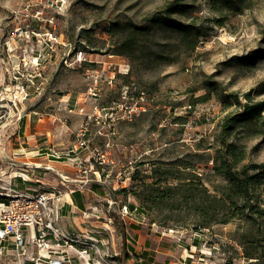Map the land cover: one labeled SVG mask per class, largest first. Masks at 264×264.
<instances>
[{"label":"rangeland","instance_id":"374dc122","mask_svg":"<svg viewBox=\"0 0 264 264\" xmlns=\"http://www.w3.org/2000/svg\"><path fill=\"white\" fill-rule=\"evenodd\" d=\"M248 102H264V0H0V195L83 193L107 264H139L125 228L163 237L173 264H264V113L223 130ZM221 138L254 178L239 211L207 196L233 194ZM36 252L9 241L0 264Z\"/></svg>","mask_w":264,"mask_h":264},{"label":"built area","instance_id":"2783aa9c","mask_svg":"<svg viewBox=\"0 0 264 264\" xmlns=\"http://www.w3.org/2000/svg\"><path fill=\"white\" fill-rule=\"evenodd\" d=\"M0 195V255L5 243L12 242L21 256H29V243L37 249L36 264H107L105 238H98L102 232L92 235L71 233L59 223L63 209V194L56 190L35 191L16 187ZM6 200H1V198ZM133 215L130 207L120 209L123 221ZM84 217H88L84 213ZM112 222V221H110ZM31 229L33 233H28ZM20 256V257H21Z\"/></svg>","mask_w":264,"mask_h":264},{"label":"trees","instance_id":"16d2710c","mask_svg":"<svg viewBox=\"0 0 264 264\" xmlns=\"http://www.w3.org/2000/svg\"><path fill=\"white\" fill-rule=\"evenodd\" d=\"M175 6L176 7H174V10H173L174 12L179 13V14L185 13L184 6H181V4H177ZM168 23L170 26H173L174 31L175 30L179 31L182 34V36L186 39H189L190 37L194 35L193 44L191 45V50H194L196 47L198 38H199V34L197 32L194 33L191 30H188V28H183L178 25L175 26V22L173 21L168 22ZM245 96L249 98L248 95H245ZM233 97L236 103L240 104L239 97L238 96H233ZM241 108L242 109L238 111L237 113L226 116L225 122L223 124V127H224L223 130L227 131L228 134L230 133L229 131L231 129H235L236 127H238L239 124H242V125L253 124L255 120L262 118V114L264 113V102H253V103L248 102L242 105ZM220 142L222 146H224L226 149L223 152L221 150L217 151L216 156L213 159L214 160L213 170L228 180L229 187L231 188V191L233 192V194L231 195V197L225 200L218 199L217 197H214L210 193H208L207 196H208V199L213 198L215 201L223 203V204L231 203L232 207H235L236 210L239 211L240 210V208L238 207L239 201L242 200L247 203L248 196L250 195L249 191L252 188L250 187L251 182L254 180V178L248 177L246 172L240 171V170L238 171L236 169V167L244 160V157H241L242 153H239L237 155L235 151L233 150V146L229 145L228 142H226L224 138H221ZM262 167H264V165ZM263 175H264V172H263ZM23 185H26V183ZM190 188H193V187H190ZM154 190H155V193L158 194V197H162V198H164V196L170 197L171 189L169 188L163 190L160 187H154ZM1 200H6V198L2 197ZM199 206H202V205L200 204ZM241 208H242L241 210H243L242 214L243 216H245L246 221H249L250 217L249 216L247 217V215H244V214L246 212L247 214H250V215L253 214L254 209H255L254 206L244 205ZM256 213L260 215L261 218H264L263 210H258V212ZM237 215H239V213L237 214V212H235L234 217H237ZM213 218H214L213 221L217 222V220H219L215 216ZM115 222H117L116 219H115ZM225 223H229V220H225L224 224ZM246 257L249 259L260 261L259 260L260 258L256 257L253 253H248Z\"/></svg>","mask_w":264,"mask_h":264},{"label":"crops","instance_id":"0c3cea01","mask_svg":"<svg viewBox=\"0 0 264 264\" xmlns=\"http://www.w3.org/2000/svg\"><path fill=\"white\" fill-rule=\"evenodd\" d=\"M84 208L85 196L83 193L79 194L77 192H73L71 194H67L63 199V209L60 212V225L71 233H86V230L89 228L87 225L88 222H85L81 216L85 213ZM91 226L93 225L91 224ZM125 233L127 234V241L129 238V242L131 243V248L129 249V247H127L126 249L131 250L132 253L140 259L139 264H142L143 262L144 264H173V255L175 253L173 252L174 249L171 250V247L168 246L166 242L162 243L163 237H154L153 234H151V236L147 234L144 235L136 229L128 230L125 228ZM131 233L135 234V237L132 236ZM176 247L177 249L180 248L179 245ZM184 260L189 262L187 259ZM178 264L186 263L181 261L178 262Z\"/></svg>","mask_w":264,"mask_h":264}]
</instances>
